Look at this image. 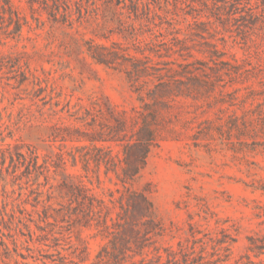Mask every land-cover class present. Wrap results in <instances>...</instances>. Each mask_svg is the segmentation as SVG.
<instances>
[{
  "label": "rangeland",
  "instance_id": "374dc122",
  "mask_svg": "<svg viewBox=\"0 0 264 264\" xmlns=\"http://www.w3.org/2000/svg\"><path fill=\"white\" fill-rule=\"evenodd\" d=\"M13 1L22 22H27L18 36L0 29L1 263L58 264L64 255L76 264H91L106 240L68 215L70 199L62 182L70 175L105 198L108 188H115L103 168L101 184L82 176V163H75L73 155L89 143L79 133L91 129L93 117L110 120L112 107L130 120L140 106L125 74L95 62L87 50L89 41H127L116 21L101 14L81 17L76 2L63 4L68 17L55 21L39 3L33 9L27 0ZM141 1L150 2L160 14L155 20L164 21V29L179 30L181 38L198 17L205 22L198 32L218 44L225 59L235 56L241 62L252 53L255 61V52L264 48V29L243 22L244 7L233 13L231 7L214 10L212 0ZM252 4L261 10L264 0ZM217 12L225 15L219 18ZM195 38L198 47L205 41L200 35ZM195 53L209 59L208 54ZM251 83L261 89L257 80ZM238 86L243 85L228 90ZM247 94L242 89L235 102L231 96L225 101L171 102L167 115L172 131L152 148L135 182L154 204L163 228L159 244L178 248L180 241L189 239L196 253L205 247L203 254L211 264L264 260L248 249L251 236L264 238V131L259 120L264 96L245 100ZM233 122L249 131L240 134ZM104 144L114 152L121 148L114 142ZM31 151L46 167L27 168L22 154L28 157Z\"/></svg>",
  "mask_w": 264,
  "mask_h": 264
},
{
  "label": "trees",
  "instance_id": "16d2710c",
  "mask_svg": "<svg viewBox=\"0 0 264 264\" xmlns=\"http://www.w3.org/2000/svg\"><path fill=\"white\" fill-rule=\"evenodd\" d=\"M27 1L33 9L39 3L55 21H59L60 16L68 17V8L63 4L76 2L81 17L101 14L105 19L116 21L119 32L127 41V44L114 41L110 45L89 41L87 50L95 62L125 74L140 106L130 120L124 112L112 107H109L110 120L93 117V121L88 123L91 129L79 133L82 135L80 139L89 143L79 146L80 153L73 155L75 163L78 160L82 163V176L91 183L95 177L101 184L103 168V173L115 188H108V197L105 198L93 192L83 180L77 182L70 175H65L62 182L70 199L68 215L76 224L95 228L96 235L106 240L91 264H211L203 254L205 247L196 253L189 239L180 241L178 248L159 244L163 228L156 217L154 204L148 192L136 188L135 182L145 169L152 148L159 144L165 132L172 131L167 115L172 101L178 98L225 101L226 96H231L235 102L242 89L248 90L245 100L264 96V48L255 52V61L251 52L241 62L235 56L232 61L225 59L226 53L218 44L198 32L205 23L198 17L194 16L190 23V33L181 38L179 30L173 26L164 29V21L155 20V16L160 14L150 2L141 0H129V3L127 0ZM212 1L214 10L231 7L233 13H241L238 9L244 7L243 22L260 24L264 29V6L259 10L252 0ZM215 15L220 18L225 13L217 12ZM137 21H140L139 25ZM25 23L13 0H0V29H7L9 34L18 36ZM146 32L151 34L149 39L144 37ZM197 35L205 40L199 42L200 47L194 42ZM195 52L208 54L209 59L199 57ZM255 80L261 89L252 87L251 82ZM235 84L243 86L229 91L228 87ZM263 104L264 101L260 103L259 120L260 129L264 131ZM233 125L240 134L249 131L248 126L241 128L235 122ZM104 142H114L121 148L114 152L111 145ZM1 154L5 163V152ZM22 155L28 159L26 166L30 170L46 167L39 163V156L34 151L28 157ZM10 158L14 162L12 155ZM192 237L196 243L195 231H192ZM249 240L248 249L257 257L264 255V238L251 236ZM59 258L58 264H76L64 255ZM260 263L264 264V260Z\"/></svg>",
  "mask_w": 264,
  "mask_h": 264
}]
</instances>
